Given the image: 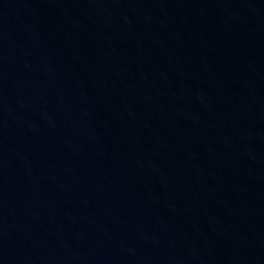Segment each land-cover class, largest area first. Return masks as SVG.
<instances>
[{
  "label": "water",
  "instance_id": "obj_1",
  "mask_svg": "<svg viewBox=\"0 0 264 264\" xmlns=\"http://www.w3.org/2000/svg\"><path fill=\"white\" fill-rule=\"evenodd\" d=\"M0 264H264V0H0Z\"/></svg>",
  "mask_w": 264,
  "mask_h": 264
}]
</instances>
